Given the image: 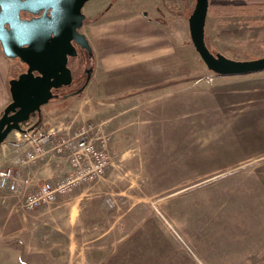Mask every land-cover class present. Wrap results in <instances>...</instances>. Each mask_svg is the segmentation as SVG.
<instances>
[{"label": "rangeland", "instance_id": "374dc122", "mask_svg": "<svg viewBox=\"0 0 264 264\" xmlns=\"http://www.w3.org/2000/svg\"><path fill=\"white\" fill-rule=\"evenodd\" d=\"M101 1L102 14L117 5L109 18L136 15L152 32L132 54L121 52L129 58L102 65V106L140 96L135 149L123 146L130 133L117 137L103 124L112 162L101 177L34 211L23 208V194L0 189V264H264V71L207 69L189 30L196 0ZM114 29H102V43L114 41ZM206 43L234 60L264 57V0H210ZM6 61L11 79L27 69ZM70 66L82 85L95 61ZM7 100L5 108L10 93ZM16 135L24 137L8 139Z\"/></svg>", "mask_w": 264, "mask_h": 264}, {"label": "water", "instance_id": "95a60500", "mask_svg": "<svg viewBox=\"0 0 264 264\" xmlns=\"http://www.w3.org/2000/svg\"><path fill=\"white\" fill-rule=\"evenodd\" d=\"M91 0H0V45L9 59L27 66L10 80L11 102L0 117V148L14 131L40 113L42 107L59 98L54 93L73 82L70 58L77 46L92 55L87 37L81 32ZM210 0H196L189 17L192 43L207 69L219 76H236L264 71V57L234 60L214 53L206 43V23ZM28 14L25 18L23 14ZM93 67L87 71L90 81ZM83 92V88L72 95Z\"/></svg>", "mask_w": 264, "mask_h": 264}, {"label": "crops", "instance_id": "0c3cea01", "mask_svg": "<svg viewBox=\"0 0 264 264\" xmlns=\"http://www.w3.org/2000/svg\"><path fill=\"white\" fill-rule=\"evenodd\" d=\"M98 1V6H94L91 10H83L86 15V20L81 32L88 39L92 48V57L95 61L91 79L85 87L86 93L82 94V97L78 94L61 99L62 101L60 102L65 103V105H58L53 102L44 105L37 115L39 124L33 126L32 131L45 132L50 129H57L60 135H72L82 127L85 121L98 116L99 118L95 120L99 121L101 127L103 122L105 132L113 134L110 133V129H114L113 131L117 137H119L118 134L121 132L130 133L129 138L124 139L125 143L123 146H129L131 149H135L133 141L135 139L133 135L135 130L132 126L134 123L133 117L138 113V107L134 100L139 99L140 96L134 93L128 97H124L127 99L122 103L116 105V103L110 102L111 107L102 106V65H104V67H110L113 65L109 60L115 61L120 59L122 62L124 59L129 58L130 56L126 57L121 52H129L132 54L134 50H131V48L134 49L135 45L145 44V39L148 38L147 36L151 35L152 32L149 30L148 26H146V22L144 23V21L137 18L136 15L121 20H112L113 18H109V15L115 12L114 8L117 7V5H114L110 11L108 10V12L102 14V1ZM136 8L141 9L142 7L136 5ZM142 15L144 18L148 13ZM106 16H108V19ZM134 17L135 19H133ZM119 25L120 29L117 27ZM88 26L91 27V29L89 28V31L84 30V28ZM102 29L105 32L103 36H107L108 29L110 32L112 29H118L117 34L113 37L115 38L113 41L114 43H102ZM157 40H159V37ZM130 41L132 44H130ZM112 44H115V46L112 47ZM121 44L129 45L119 46ZM108 52H110V55L106 54ZM117 53H119L120 56H118ZM6 60L7 57L4 55L0 45V113L5 108L4 106L6 101H8L7 99L10 93V88L9 91L6 88V84L8 85L11 80L9 76L10 69ZM102 61H104L103 64ZM184 83L186 84L185 81ZM173 84H181V81H173ZM89 92L92 94L91 96H89ZM120 104H123V107H119ZM69 105H71V107H69ZM110 109L112 110L109 111ZM118 125L121 126L119 127ZM22 136L16 135L13 139H8L9 137H7L0 148V163L5 166L14 167L21 179H27L29 181L25 187V191L21 193L25 196L26 192L35 189L43 182L57 183L60 181L68 173L69 163L65 156H56L52 154L34 163L23 162L24 155L32 148V144ZM116 153L113 147L114 157Z\"/></svg>", "mask_w": 264, "mask_h": 264}, {"label": "built area", "instance_id": "2783aa9c", "mask_svg": "<svg viewBox=\"0 0 264 264\" xmlns=\"http://www.w3.org/2000/svg\"><path fill=\"white\" fill-rule=\"evenodd\" d=\"M32 127H23L24 138L32 144V148L25 153L22 161L34 163L50 154L65 156L69 171L57 183L44 182L26 192L22 205L28 211L54 204L60 196L68 194L79 184L101 177L112 162L111 136L102 131L101 125H84L72 135H60L57 129L33 132ZM28 182L27 179H21L14 167L0 170L2 190L22 193Z\"/></svg>", "mask_w": 264, "mask_h": 264}, {"label": "flooded vegetation", "instance_id": "af4514ba", "mask_svg": "<svg viewBox=\"0 0 264 264\" xmlns=\"http://www.w3.org/2000/svg\"><path fill=\"white\" fill-rule=\"evenodd\" d=\"M24 15H26V14L24 13L23 16H24ZM24 17H25V16H24ZM25 18H28V17H25ZM86 57H87V59H89V60L92 59V55H91L87 50L82 49V48H80V47L77 46V56H76V57H73V58H70V60H69V67H70V69H71V71H72L73 82H72V84H71L70 86L65 87V88H62V89L57 90V91L54 92V93L58 94L59 97H60V96H63L64 98H66V97H68L69 95L74 94L75 92H77V91L80 90L81 88H83V90L85 89V87H86V85H87V84H86V82H87V77H86V80H85L84 84L81 85V84H80V81H78V80L76 79V77H74V72H73V69H72L71 66H70V62H71L72 59H84V58H86ZM90 68H91V67L85 69L84 72L87 74V71H88ZM87 76H88V74H87ZM72 96H73V95H72Z\"/></svg>", "mask_w": 264, "mask_h": 264}, {"label": "trees", "instance_id": "16d2710c", "mask_svg": "<svg viewBox=\"0 0 264 264\" xmlns=\"http://www.w3.org/2000/svg\"><path fill=\"white\" fill-rule=\"evenodd\" d=\"M225 7H226V6H225ZM222 9H223V7H222ZM223 12L225 13V12H227V11H223Z\"/></svg>", "mask_w": 264, "mask_h": 264}]
</instances>
